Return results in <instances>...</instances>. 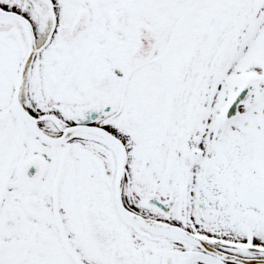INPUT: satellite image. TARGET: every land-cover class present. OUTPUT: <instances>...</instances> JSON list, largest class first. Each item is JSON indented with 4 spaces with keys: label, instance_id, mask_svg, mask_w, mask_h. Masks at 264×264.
Listing matches in <instances>:
<instances>
[{
    "label": "snow or ice",
    "instance_id": "6c2138e0",
    "mask_svg": "<svg viewBox=\"0 0 264 264\" xmlns=\"http://www.w3.org/2000/svg\"><path fill=\"white\" fill-rule=\"evenodd\" d=\"M0 264H264V0H0Z\"/></svg>",
    "mask_w": 264,
    "mask_h": 264
}]
</instances>
